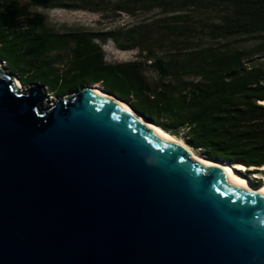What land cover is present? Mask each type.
Segmentation results:
<instances>
[{
  "label": "water",
  "instance_id": "95a60500",
  "mask_svg": "<svg viewBox=\"0 0 264 264\" xmlns=\"http://www.w3.org/2000/svg\"><path fill=\"white\" fill-rule=\"evenodd\" d=\"M1 64L0 264H264L258 188L92 85L49 106Z\"/></svg>",
  "mask_w": 264,
  "mask_h": 264
},
{
  "label": "trees",
  "instance_id": "16d2710c",
  "mask_svg": "<svg viewBox=\"0 0 264 264\" xmlns=\"http://www.w3.org/2000/svg\"><path fill=\"white\" fill-rule=\"evenodd\" d=\"M27 1L34 8L61 7V0ZM133 1L147 11L164 13L175 5ZM96 5L81 0L80 7L90 11L89 6ZM177 7L181 12L216 11L221 20L212 27L204 20L191 24L185 14L170 16L158 21L161 31L224 44L164 50L138 30L125 45L111 35H57L45 27L41 16L26 12L15 0H0V62L23 87L38 83L49 95L59 97L99 84L148 123L177 139L181 135L184 144L205 159L241 165L256 175L264 167V0H180ZM137 37L144 54L141 63L107 65L95 43L110 39L119 49L130 50L136 48ZM239 37L254 43L228 45ZM64 60L65 69L59 72L57 65Z\"/></svg>",
  "mask_w": 264,
  "mask_h": 264
},
{
  "label": "rangeland",
  "instance_id": "374dc122",
  "mask_svg": "<svg viewBox=\"0 0 264 264\" xmlns=\"http://www.w3.org/2000/svg\"><path fill=\"white\" fill-rule=\"evenodd\" d=\"M20 6L30 14H37L44 19L45 27L51 32L57 35H66L74 33H83L88 36H102L111 35L118 39V44L125 45L124 43L128 36L132 35L136 37V30L141 34H145L151 43H154L158 47L162 45V48L176 50L179 47L186 49H197L202 44L209 43L202 37L189 36L188 38H178L177 36H169L159 29L158 21L167 19L170 16L185 14L187 20L191 24H197L199 21L204 20L206 26H218L220 23L221 15L216 11L202 12L200 10H189L181 12L177 3L180 0H164L173 2L174 9L171 12H161L160 10L147 11L146 8L135 5L134 1L129 4L130 7H126V3L130 0H86L88 2H96V6H89L90 11L81 9V0H61L58 6L54 9H41L31 7L27 0H15ZM133 3V4H132ZM67 6V7H65ZM87 6V5H86ZM67 8V9H65ZM93 10V11H91ZM131 30H135V33H130ZM139 42V37L134 39L135 49L121 50L118 48V44L112 40L107 39L105 41H96V45L101 49L104 55V62L107 65L127 64V63H141L144 60V54L141 52L142 45ZM229 46L233 47H247L252 46L253 41L246 38H234L227 42ZM216 43L210 42L209 46H215ZM160 52V51H159ZM50 58V57H48ZM44 59V58H43ZM57 65L59 72L64 71L65 62ZM5 72L8 73L6 67ZM15 79L20 83V80L16 75H13ZM150 82L153 80V76L149 75L147 78ZM21 89H26L20 83ZM94 87L101 86L99 84L92 85ZM74 93H69L62 96L50 94L47 98L46 104L53 105L59 98H66ZM177 139V138H176ZM184 143L182 136L177 139ZM197 158L201 159L203 155L199 151L192 150ZM196 158V159H197ZM218 163L226 164L232 168L229 163L219 161ZM253 170V169H249ZM240 175L256 189L257 180H260V187L264 185V169H259L258 174H248L245 171L240 172ZM254 172V171H250Z\"/></svg>",
  "mask_w": 264,
  "mask_h": 264
},
{
  "label": "bare ground",
  "instance_id": "6f19581e",
  "mask_svg": "<svg viewBox=\"0 0 264 264\" xmlns=\"http://www.w3.org/2000/svg\"><path fill=\"white\" fill-rule=\"evenodd\" d=\"M14 79V83L16 85L17 88L21 89V86H20V83L17 81V79ZM90 88L95 92L97 93L98 95L104 97V98H108L116 103H118L122 108H124L125 110H127L128 112H131L130 108L120 102V101H117L116 99H114L113 97H110L106 94H104V92L102 91V89H100L99 87H94V86H90ZM149 128H151L155 134H157L158 136L170 141L172 144H174L175 146H178L180 148H183L185 151H187L189 153V155L196 159V155L194 154V152L192 151L191 148H189L188 146H186L184 143L178 141L175 137L171 136L170 134L164 132L162 129L160 128H157L155 126H152V125H148ZM196 160L200 161V162H203L205 163L206 165L208 166H214L216 168H218L220 171H222L226 176L230 177L231 179H233L239 186H243V187H249L250 184L247 182V180L244 179V177H242L240 175L239 172L237 171H240V172H243L245 171V167L243 166H240V165H232V168L226 164H222V163H213L211 161H207L206 159H199L197 158ZM264 169V167L262 168ZM258 193L264 197V185L261 186L260 188H258Z\"/></svg>",
  "mask_w": 264,
  "mask_h": 264
}]
</instances>
